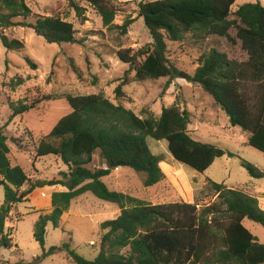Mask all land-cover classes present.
Instances as JSON below:
<instances>
[{"label":"trees","instance_id":"16d2710c","mask_svg":"<svg viewBox=\"0 0 264 264\" xmlns=\"http://www.w3.org/2000/svg\"><path fill=\"white\" fill-rule=\"evenodd\" d=\"M82 23L86 8L79 1L95 8L108 28L114 25L117 9L110 0H67ZM237 0H153L140 4L139 16L152 37V43L134 51L120 50L119 59L135 71L133 80L182 78L200 85L228 116L233 127L249 133L247 145L264 153V6L245 3L233 12ZM4 10L9 13L5 14ZM32 14L25 0H1L0 40L13 51L21 52L22 41L11 39L5 30L12 27L32 28L50 44H77L74 24L61 17L39 16L35 23L26 19ZM234 16V18H231ZM22 17L25 20L15 21ZM133 20L122 26L128 33ZM231 30L236 31L235 37ZM226 37L248 58L231 59L224 52L211 49L197 61L193 75L170 65L167 59L168 41L182 42L187 33ZM33 69L36 63L27 57ZM20 77L14 84L20 86ZM127 77L116 88L123 96ZM52 99L43 96L30 104L11 102L13 114L35 109ZM71 112L64 115L53 129L36 145V158L54 155L69 167L59 179L31 181L20 165L10 159L6 126H0V187L5 200L0 206V247L11 248L12 239L6 229L9 214L28 202V196L38 187L63 186L66 190L52 192V209L41 212L35 223L34 238L43 251L34 262L41 263L50 256L66 251L76 264H264V243L244 225L249 219L264 227V209L258 198L244 190L228 188L212 182L219 202L201 209L184 201L152 204L131 195L110 189L103 181L118 167H130L144 174L146 188L164 180L162 158L155 155L147 138L166 140L173 158L204 173L227 152L209 143L194 139L188 129L191 113L181 109L178 100L164 108L160 117L140 118L132 110L117 105L102 95L67 96ZM100 150L107 167L91 169L94 154ZM233 154L230 153V156ZM244 166L253 178H263L264 172L250 163ZM91 192L97 198L116 204L120 215L101 223L105 231L98 255L89 260L71 249L69 243L46 249L47 227L60 228L62 217L72 201Z\"/></svg>","mask_w":264,"mask_h":264},{"label":"rangeland","instance_id":"374dc122","mask_svg":"<svg viewBox=\"0 0 264 264\" xmlns=\"http://www.w3.org/2000/svg\"><path fill=\"white\" fill-rule=\"evenodd\" d=\"M153 0H110L117 9L114 25L108 28L93 6L84 1L79 4L86 8L87 21L82 23L67 0H25L32 14L26 19L35 23L39 16L61 17L74 24L77 44H50L36 34L32 28L12 27L5 30L11 39L24 43L21 52L7 49L0 40V126L8 137L10 159L20 165L31 181L59 179L61 172L69 167L57 156L36 158L37 142L48 134L57 122L71 112L67 96L102 95L117 105L132 110L140 118H159L163 109L176 100L181 109L191 113L188 127L192 137L198 141L214 144L227 154L216 159L204 173L178 162L172 156L166 140L147 138L151 151L163 160L160 163L165 175L157 185L146 188L145 176L130 167H118L110 176L104 177L107 186L118 192L131 195L152 204L188 202L201 209L219 202L211 183L224 184L228 188L244 190L258 198L264 209V177L253 178L244 166L250 163L264 172V153L246 144L248 134L240 127H233L225 112L215 103L200 85L177 78L133 80L135 71L123 63L118 52L131 48L134 51L152 43V37L139 16L140 4ZM245 3H261L264 0H237L233 12ZM1 5V0H0ZM8 14V10H4ZM234 18V16H231ZM25 19L16 18L21 22ZM127 20L134 22L128 33L122 34L120 26ZM235 37L236 31L231 30ZM211 49L226 53L229 58L239 61L248 56L226 37L204 36L189 32L182 42H169L168 63L179 70L193 75L199 66L197 61ZM27 57L37 65L33 69ZM22 77L24 84L16 86L14 81ZM123 96L117 97L116 88L125 80ZM43 96L52 99L39 104L35 109L10 120L13 111L10 103H32ZM230 153L233 155L230 156ZM89 168L107 167L101 159L100 150L94 154ZM45 188V187H38ZM60 189H64L61 188ZM66 190V189H64ZM41 190H39L40 193ZM28 199L29 196H28ZM5 200V189L0 187V206ZM41 212V211H40ZM116 204L97 198L88 192L72 201L71 207L62 218L60 228L47 227L46 249L69 243L71 249L83 257L93 260L101 247V223L116 219L120 215ZM40 214L34 212L28 203L19 204L8 216L6 229L12 242L11 248L0 247V264H76L68 252L50 256L41 263L34 262L43 251L34 238L35 223ZM244 225L264 243V227L249 219ZM1 241V237H0ZM94 245H90V242Z\"/></svg>","mask_w":264,"mask_h":264},{"label":"crops","instance_id":"0c3cea01","mask_svg":"<svg viewBox=\"0 0 264 264\" xmlns=\"http://www.w3.org/2000/svg\"><path fill=\"white\" fill-rule=\"evenodd\" d=\"M246 133L248 134V138H249V133L248 132H246ZM246 144H247V142H246ZM60 187L66 189L65 187H63L61 185L53 186V187L45 186V188L36 189V190H34V192L31 195H29V198H30L29 201L25 202V203L30 204L32 207V210L34 212L39 213V214L41 212H50L52 209V192L54 190H61V191L64 190V189H60ZM39 190H41V192L37 193V192H39ZM43 192L46 194L45 197L42 196ZM61 222H63V221H61ZM50 226H52V225H50Z\"/></svg>","mask_w":264,"mask_h":264},{"label":"built area","instance_id":"2783aa9c","mask_svg":"<svg viewBox=\"0 0 264 264\" xmlns=\"http://www.w3.org/2000/svg\"><path fill=\"white\" fill-rule=\"evenodd\" d=\"M42 196L45 197L46 194L43 192V193H42ZM94 244H95L94 242H92V241L90 242V245H94Z\"/></svg>","mask_w":264,"mask_h":264}]
</instances>
